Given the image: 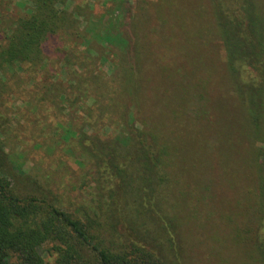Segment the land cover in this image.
I'll use <instances>...</instances> for the list:
<instances>
[{"label": "trees", "instance_id": "trees-1", "mask_svg": "<svg viewBox=\"0 0 264 264\" xmlns=\"http://www.w3.org/2000/svg\"><path fill=\"white\" fill-rule=\"evenodd\" d=\"M30 1V11L16 20L9 28L6 42L0 45V100L13 93L9 81L14 76L10 74L38 73L53 59L52 54L64 51V59L69 48L82 45V16L88 25L87 33L115 48L118 62L112 81L118 96L109 97L115 101L116 110L117 102L124 104L118 126L121 136L104 138L85 129L75 135L81 153L94 169L93 198L84 219L58 205L59 197L49 183H43L31 172H18L0 137V264H48L41 251L44 247L47 253L55 255V264H169L163 253L135 240L174 241L173 228L180 224L175 213L179 204L168 195L170 179L165 157L170 152L179 154L184 140L191 137L182 124L175 126L170 119L166 118L160 127L149 122L147 104L151 94L160 96L153 98V112H158L157 106L162 113L164 108L172 113L170 107L175 101L184 102L186 94L194 99L196 81L199 85L207 84L212 74L216 76V69L212 72V67L201 63V55L194 65L198 52H205L208 58L214 35L225 50V69L218 80L223 87L228 80L226 87L232 90L233 97H219L209 111V117L217 118L209 124L215 123L222 130L216 132V141L221 140L219 148L227 146L217 152L220 161L214 159L221 179L208 177V183L202 185L206 192L203 197L208 199L216 188L233 191L225 198L217 197L229 199L235 213L244 211L245 224L238 233L236 230V236L242 234L243 241L233 242L246 256L247 264H264V0L204 3L203 12L210 18L201 26L203 36L194 32L193 37L185 36L169 20L162 9L163 0H154L151 6H143V1L137 0L135 12L128 5L130 0H112L108 9L111 20H99L98 24L84 2H75L73 9L68 10L63 6L70 0ZM130 18L131 30H125ZM101 26L103 31L99 30ZM70 58L66 55L64 60ZM176 61L183 65L177 68ZM159 72L173 83L169 91L153 80ZM151 83L159 87L160 94L150 90ZM143 86H148L151 93H143ZM101 87L90 90L99 94ZM185 87L187 90L182 92ZM175 93L182 98L178 99L180 95ZM67 98L73 107L80 100ZM101 101L100 95L94 96L95 107L87 109L85 127L94 128L91 116L95 109L102 113L95 126L105 118L109 106ZM225 105L233 111L234 124L225 115ZM133 112L137 116L145 114L147 126L140 129L130 125L128 119ZM102 127L112 129L109 122ZM200 147L203 152V145ZM239 153L248 158L241 176L233 164ZM208 160L204 157L202 163ZM211 162L210 159L206 167H211ZM23 178L32 186L27 193L18 188V181ZM135 181L139 184L138 193L132 188ZM187 216L197 224V213ZM117 222L124 229H118ZM156 225H163V231Z\"/></svg>", "mask_w": 264, "mask_h": 264}, {"label": "rangeland", "instance_id": "rangeland-1", "mask_svg": "<svg viewBox=\"0 0 264 264\" xmlns=\"http://www.w3.org/2000/svg\"><path fill=\"white\" fill-rule=\"evenodd\" d=\"M135 1L137 2V0H130L128 3L134 12L137 9ZM139 1H143V6L149 4L151 6L154 2V0ZM211 1L163 0L162 9L185 36L193 37L194 32H199V35L203 36L201 26L205 19L208 22L210 18L207 14L205 16L203 6L204 3L210 4ZM75 2H84L90 6V17L95 24H98L99 20H104L103 23L111 20L108 9L112 5V0H70L63 7L72 10ZM31 5L30 0H0V45L6 42L5 38L11 30L9 28L20 16L30 11ZM79 18L81 31L85 33V37L80 40L82 45L69 48L66 53L71 57L69 61L64 60L66 55L64 59L61 58L64 51L60 50L59 54H52L53 59L46 66H42L38 73L19 71V74L9 75L14 76V79L9 81L14 89L13 93L3 98V101L0 100V137L5 142L6 150L11 153V159L18 168V172H31L32 176L38 177L43 183H49L50 189L59 197L58 205L84 219L93 198L94 169L88 162L87 156L81 153L75 135L85 129L90 134L104 138L120 137L118 126L124 104L117 102L116 110L115 101L111 98L118 96L115 83L112 81L118 62L115 48L100 39H95L93 33H87L88 25L82 16ZM130 22L131 18L124 25L125 30H131ZM103 27L101 26L99 30L103 31ZM153 29L155 30L156 27ZM213 42L215 49H213ZM213 42L208 48V58L205 52L202 51L200 54L198 52L194 65L197 64L201 55V63L207 68L212 67V72L213 68L216 69V76L213 77L212 74L206 81L207 84L199 85L196 81L194 85L198 89L193 92L195 94L193 100L186 94L184 102L175 101L170 107L172 113L165 108L162 113L157 106L158 112H153V98L160 96L151 94V102L147 104L149 112L146 116L149 122L160 127L162 122L165 124L166 118L168 121L170 119L175 126L182 124L184 132L191 137L184 140L179 154L170 152L168 158L165 157L168 163L166 170L170 179L168 183L170 186L168 191H170L167 192L169 197H173L179 204L175 213L180 219V224L173 228L174 241L135 240L163 253L169 264H247L246 256L239 247L236 248L233 242L243 241L242 234L236 236V230L238 233V229L245 224L244 211L237 214L232 209L229 199L217 198H225L226 194H232L233 191L223 187L216 188L208 199L206 196L203 197L206 192L202 189V185L208 183L207 178L215 176L221 179L220 170L215 167L214 159L220 161L219 153L227 146L219 148L221 140L216 141L219 135L216 132L221 133L222 130L215 123L209 124L210 121L217 119L213 116L209 117V111L212 105L215 107L218 103L216 99L219 97H233L232 90L226 87L228 80L225 87L221 85V80H218L225 69V50L219 40L215 39V35ZM155 51L159 53L158 50ZM179 61L182 62V60ZM176 63L177 68L183 65L178 61ZM153 80L161 83V88L168 91L173 85L162 72L157 73ZM94 86H102L99 94H95V90H90ZM103 86H106L104 91H102ZM147 87L143 86L141 91L145 94L148 91L150 94L152 90L160 94L157 85L149 84L150 90ZM186 90L185 87L182 92ZM223 90L226 92H222ZM87 91H89L88 96L84 94ZM96 95H100L102 105L109 108L103 121L98 122V127L95 126V122L99 120L102 113L99 114L97 109L91 116L94 128L85 127L88 117L86 111L94 106ZM67 97H79L80 100L73 107L67 102L68 100L66 101ZM179 98L182 96L180 95ZM232 102L234 106V101ZM162 103L167 101L162 100ZM225 115L231 123H235L233 111L227 105H225ZM146 116L143 113L137 116L133 112L128 119L129 124L142 129L147 126V123L145 125ZM108 122L112 129L102 127ZM202 123L207 124L206 128H203ZM213 135H216V138ZM200 144L203 145V152H201ZM247 145L249 146V143ZM184 148L186 151H183ZM213 154L215 157H212ZM204 157L212 160L211 167H206L209 160L202 163ZM247 161L245 153H239L233 158L234 168H237L240 176L242 168L247 166ZM251 161L253 163L252 157ZM253 165H250V169ZM18 183V188L24 193H27L30 187L32 188L28 180L24 178ZM134 184L132 188L135 193H138L139 184L136 181ZM143 188H148V185ZM194 212L197 213V224L192 223L191 219L188 220L187 215H193ZM148 225L151 226V222H148ZM116 226L118 229L121 227L124 229L122 223L117 222ZM157 226L159 225H156V228L161 229L162 232L163 227ZM46 248L41 249L46 262L55 264V255L47 253Z\"/></svg>", "mask_w": 264, "mask_h": 264}]
</instances>
